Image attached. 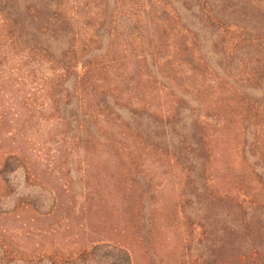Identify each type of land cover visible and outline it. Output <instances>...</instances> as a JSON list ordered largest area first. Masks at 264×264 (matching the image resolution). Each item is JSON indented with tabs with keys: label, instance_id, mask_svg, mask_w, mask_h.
I'll list each match as a JSON object with an SVG mask.
<instances>
[{
	"label": "rangeland",
	"instance_id": "obj_1",
	"mask_svg": "<svg viewBox=\"0 0 264 264\" xmlns=\"http://www.w3.org/2000/svg\"><path fill=\"white\" fill-rule=\"evenodd\" d=\"M251 249L264 263V0H0V264Z\"/></svg>",
	"mask_w": 264,
	"mask_h": 264
},
{
	"label": "trees",
	"instance_id": "obj_2",
	"mask_svg": "<svg viewBox=\"0 0 264 264\" xmlns=\"http://www.w3.org/2000/svg\"><path fill=\"white\" fill-rule=\"evenodd\" d=\"M255 231H254V233H252V239L255 238V237H262L261 236L262 234H260V233L256 234ZM261 257H262V254L259 253L258 250L251 249V251L249 253V258L251 259L252 263H254V264H264V263L260 262V260L262 259Z\"/></svg>",
	"mask_w": 264,
	"mask_h": 264
}]
</instances>
